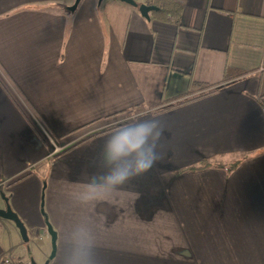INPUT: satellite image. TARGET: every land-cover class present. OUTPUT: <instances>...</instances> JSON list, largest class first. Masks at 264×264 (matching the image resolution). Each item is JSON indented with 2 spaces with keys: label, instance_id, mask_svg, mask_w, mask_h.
Instances as JSON below:
<instances>
[{
  "label": "crops",
  "instance_id": "obj_1",
  "mask_svg": "<svg viewBox=\"0 0 264 264\" xmlns=\"http://www.w3.org/2000/svg\"><path fill=\"white\" fill-rule=\"evenodd\" d=\"M75 1L0 0V209L3 193L29 235L0 217V264H31V244L49 259L45 216L49 264L77 226L94 233L98 264H264V0H168L176 22ZM153 117L157 164L81 204L106 137Z\"/></svg>",
  "mask_w": 264,
  "mask_h": 264
},
{
  "label": "clouds",
  "instance_id": "obj_2",
  "mask_svg": "<svg viewBox=\"0 0 264 264\" xmlns=\"http://www.w3.org/2000/svg\"><path fill=\"white\" fill-rule=\"evenodd\" d=\"M158 118L136 119L111 132L93 157L94 169L78 200L88 204L150 171L161 159L164 135ZM60 264H98L96 237L81 226L62 238Z\"/></svg>",
  "mask_w": 264,
  "mask_h": 264
},
{
  "label": "water",
  "instance_id": "obj_3",
  "mask_svg": "<svg viewBox=\"0 0 264 264\" xmlns=\"http://www.w3.org/2000/svg\"><path fill=\"white\" fill-rule=\"evenodd\" d=\"M80 1L81 0H76L75 4L70 8V10L74 11L77 8ZM117 1L129 4L135 8H138L139 12L141 13V16L145 18L146 20H151V16H150L151 12L160 10V8L155 5L139 4L135 0H117ZM2 197L4 198L6 207L5 209H0V217L6 220L12 221L15 224V226L18 228L23 241L28 243L29 235H28V230H27L25 223L20 218V216L13 210V208L9 204L8 198L3 193H2ZM45 219H46V223L48 226V233L52 237V253H51L49 260L45 262V264H49L50 261L54 259L56 252H57V236L52 226L49 224L47 216H45ZM30 260H31V264H37L35 260L33 259V257H30Z\"/></svg>",
  "mask_w": 264,
  "mask_h": 264
},
{
  "label": "trees",
  "instance_id": "obj_4",
  "mask_svg": "<svg viewBox=\"0 0 264 264\" xmlns=\"http://www.w3.org/2000/svg\"><path fill=\"white\" fill-rule=\"evenodd\" d=\"M150 5H155V6L160 8V10L157 12L158 14H164L165 16L172 17L175 22L177 21L178 14H179V7L176 4L172 5L168 0H152ZM154 15H156V14L153 13V16ZM247 73L248 72L234 71V73H233V71H227L226 76L224 78V82H227L228 80L234 79V78L239 77V76H243ZM218 87L219 86H200L197 84H193V90L190 93H193V94L200 93L201 94V92H204V94L205 93L208 94V93H211V92L217 90ZM186 97L187 96H182V97H179L175 100H172L171 102H169L171 106L166 107V108H172V107H175L176 105H178L180 103L185 102V99H188V97L187 98ZM144 110H145V108L137 106L134 108L133 113H134V115H136V114H138ZM117 127H120V126H117ZM207 165L209 166L211 164L207 163ZM207 165L203 164V165H201V167H205Z\"/></svg>",
  "mask_w": 264,
  "mask_h": 264
},
{
  "label": "rangeland",
  "instance_id": "obj_5",
  "mask_svg": "<svg viewBox=\"0 0 264 264\" xmlns=\"http://www.w3.org/2000/svg\"><path fill=\"white\" fill-rule=\"evenodd\" d=\"M155 14L157 15V16H160V14H158L157 12H155ZM35 130V133H38V131L36 130V129H34ZM43 138V137H42ZM35 144H41V142H40V140L38 139V140H36L35 141ZM37 146L35 147V151H34V153H33V157H32V159H31V157H28V162H27V164L29 165V170L30 171H35V172H37L40 168H41V165L39 164L38 165V163H37V161L40 159V155H41V152H40V150H37ZM34 163V164H33ZM37 163V164H36ZM8 188H10V187H8ZM7 188V189H8ZM1 196H2V194H1ZM39 238H41V236L39 237ZM51 235L50 234H48V233H46L42 238H41V240H42V243L43 244H45V242H46V244H48L49 243V256L51 255V253H52V247L50 248V246H51ZM27 244H29V243H27ZM40 244H41V242H40ZM28 246H32L33 247V249H34V251H35V261L37 260L38 261V263L39 264H41L42 263V258H41V256L38 254V252L36 251V249H35V244H31V245H28Z\"/></svg>",
  "mask_w": 264,
  "mask_h": 264
},
{
  "label": "built area",
  "instance_id": "obj_6",
  "mask_svg": "<svg viewBox=\"0 0 264 264\" xmlns=\"http://www.w3.org/2000/svg\"><path fill=\"white\" fill-rule=\"evenodd\" d=\"M5 263H6V264H16L15 261H13V260H6Z\"/></svg>",
  "mask_w": 264,
  "mask_h": 264
},
{
  "label": "flooded vegetation",
  "instance_id": "obj_7",
  "mask_svg": "<svg viewBox=\"0 0 264 264\" xmlns=\"http://www.w3.org/2000/svg\"><path fill=\"white\" fill-rule=\"evenodd\" d=\"M51 256V255H50ZM50 256H49V258H50ZM49 260V259H48ZM47 261V260H46ZM45 264V263H44Z\"/></svg>",
  "mask_w": 264,
  "mask_h": 264
}]
</instances>
